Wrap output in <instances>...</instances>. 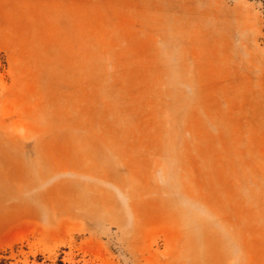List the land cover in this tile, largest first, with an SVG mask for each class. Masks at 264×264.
Instances as JSON below:
<instances>
[{
	"label": "rangeland",
	"instance_id": "1",
	"mask_svg": "<svg viewBox=\"0 0 264 264\" xmlns=\"http://www.w3.org/2000/svg\"><path fill=\"white\" fill-rule=\"evenodd\" d=\"M264 264L261 0H0V260Z\"/></svg>",
	"mask_w": 264,
	"mask_h": 264
},
{
	"label": "trees",
	"instance_id": "2",
	"mask_svg": "<svg viewBox=\"0 0 264 264\" xmlns=\"http://www.w3.org/2000/svg\"><path fill=\"white\" fill-rule=\"evenodd\" d=\"M261 2H262V4H263V6H264V0H261ZM0 264H7V261L4 260V259H1V260H0Z\"/></svg>",
	"mask_w": 264,
	"mask_h": 264
}]
</instances>
